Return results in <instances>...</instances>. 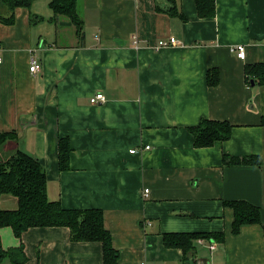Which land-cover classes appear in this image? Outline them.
Listing matches in <instances>:
<instances>
[{"label":"crops","instance_id":"crops-1","mask_svg":"<svg viewBox=\"0 0 264 264\" xmlns=\"http://www.w3.org/2000/svg\"><path fill=\"white\" fill-rule=\"evenodd\" d=\"M215 1V17L201 18L195 0H79L82 43L68 19L53 20L51 0L0 21V131L17 133L0 157L33 155L50 200L102 209L118 264H264V86L245 74L264 63V0ZM173 6L183 17L167 12ZM171 37L179 44L157 49ZM239 44L245 60L233 52ZM96 93L106 102L91 104ZM203 119L231 123V138L195 147L189 129ZM62 139L72 148L65 171ZM224 155H256L262 166L225 165ZM226 201L256 205L261 223L234 233ZM0 205L18 203L3 196ZM183 232L225 237L201 238L187 254L166 248L165 233ZM0 240L4 250L23 244L26 264H104L101 242H74L66 227L31 228L22 239L5 227Z\"/></svg>","mask_w":264,"mask_h":264},{"label":"trees","instance_id":"trees-1","mask_svg":"<svg viewBox=\"0 0 264 264\" xmlns=\"http://www.w3.org/2000/svg\"><path fill=\"white\" fill-rule=\"evenodd\" d=\"M37 0H0V21L13 24L17 8L30 9ZM174 2V0H169ZM79 0H51L50 7L54 12L53 20L60 17L68 19L75 27V33L82 43L85 38L84 19L78 9ZM201 18H214L216 15L215 0H195ZM7 15L3 14V11ZM167 12L172 16L183 17L173 6ZM36 17L32 21H37ZM245 74L248 83L252 81L264 86V63L247 65ZM210 86L219 83V71L211 69L207 75ZM264 125V118L262 120ZM194 146L211 147L217 142L231 138L233 125L227 121L203 119L199 125L190 127ZM17 140L15 131H0V149L10 141ZM72 148L67 139L59 142V168L62 171L70 168ZM225 165L244 164L262 166L259 156H228L224 155ZM47 175L44 166L33 155L18 149L8 157H0V202L3 196L16 198V209H3L0 205V229L10 227L14 235L22 239L25 232L37 227H66L70 230V238L74 242H101L103 244L104 264H118L119 251L113 246L112 235L105 227L102 209H66L60 201L50 200L47 192ZM233 207L235 220L233 232L238 233L245 224L261 223V211L256 205L246 201H226ZM223 233H165L163 235L166 248H178L184 254L195 248V242L201 238L224 241ZM9 258L13 264H26L28 258L24 245L4 250L0 240V264Z\"/></svg>","mask_w":264,"mask_h":264},{"label":"built area","instance_id":"built-area-1","mask_svg":"<svg viewBox=\"0 0 264 264\" xmlns=\"http://www.w3.org/2000/svg\"><path fill=\"white\" fill-rule=\"evenodd\" d=\"M135 1H137V0H135ZM137 43H138L137 38L135 37L134 44H136V46H137ZM178 44H179L178 39L176 37H171L169 39V41L160 40L158 43L157 49H160L162 47H167V46H175ZM3 52H4V47L0 43V64L3 62V56H2ZM233 52L236 53V55L239 59L245 60L246 56H247V47L244 44L236 45L235 47H233ZM41 69H42L41 62L36 58L32 59L31 65H30V71L33 73H37V72L41 71ZM90 101H91V104H95V105L103 104L106 102V98H105L103 93H96L93 97H91ZM149 148H150V146H146L144 149H149ZM130 152L136 153L137 149H132ZM145 193L148 194L149 189H146ZM213 248H215V247L213 246ZM140 264H148V263L146 261H142Z\"/></svg>","mask_w":264,"mask_h":264},{"label":"rangeland","instance_id":"rangeland-1","mask_svg":"<svg viewBox=\"0 0 264 264\" xmlns=\"http://www.w3.org/2000/svg\"><path fill=\"white\" fill-rule=\"evenodd\" d=\"M4 263L5 264H13L9 258H7L6 260H4Z\"/></svg>","mask_w":264,"mask_h":264},{"label":"water","instance_id":"water-1","mask_svg":"<svg viewBox=\"0 0 264 264\" xmlns=\"http://www.w3.org/2000/svg\"><path fill=\"white\" fill-rule=\"evenodd\" d=\"M252 84L254 85V84H255V82H254V81H252Z\"/></svg>","mask_w":264,"mask_h":264}]
</instances>
